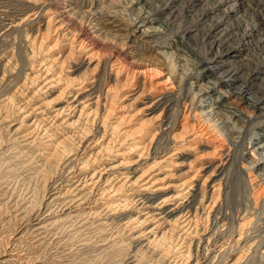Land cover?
Here are the masks:
<instances>
[{
	"label": "bare ground",
	"instance_id": "1",
	"mask_svg": "<svg viewBox=\"0 0 264 264\" xmlns=\"http://www.w3.org/2000/svg\"><path fill=\"white\" fill-rule=\"evenodd\" d=\"M6 203L0 264H264V0H0Z\"/></svg>",
	"mask_w": 264,
	"mask_h": 264
},
{
	"label": "rangeland",
	"instance_id": "2",
	"mask_svg": "<svg viewBox=\"0 0 264 264\" xmlns=\"http://www.w3.org/2000/svg\"><path fill=\"white\" fill-rule=\"evenodd\" d=\"M190 19H189V21H187V22H185V26H188V25H190L189 23H190ZM87 30H89V31H92V29H90V26H88V29ZM200 33L201 32H199V33H197L198 35H195L196 36V40L199 42L200 41ZM102 35V34H101ZM100 40H102V39H100ZM110 46H112V48H113V52H116V47L114 48V44H109ZM129 47V45L128 46H123V48H122V51H123V53H128V54H130V52L129 51H132L133 49H129L128 48ZM122 51H121V53H122ZM142 51H147V48H145V49H142ZM245 53V52H244ZM243 56V54L242 55H240V56H237V57H235V58H241ZM159 74H157V75H154V76H152L151 78H150V80H159L163 75L165 76L166 74V70H161L160 72H158ZM164 76H163V78H164ZM225 90H229L228 88L226 89L225 88ZM248 109V108H247ZM21 176V175H20ZM18 180H20V177L18 178L17 177V181ZM17 181H16V185H14V186H17L15 189H14V191H15V194L16 195H18V191H20L19 192V195L21 194H24V193H26V192H28L30 189H32L31 188V186H30V188L28 189L27 187H26V183H24V185H23V183H21V181H19V183H17ZM23 185V186H22ZM34 185H32V187H33ZM21 189H20V188ZM26 189H25V188ZM18 190V191H17ZM22 190V191H21ZM39 189H37V190H35L37 193H39L40 194V192L38 191ZM34 191V192H35ZM24 192V193H23ZM29 194H31V192L29 193ZM7 205V203L2 207L4 210H2V211H5V212H3V214H2V218L3 219H5V220H7L8 218H9V220L7 221V223H4L1 227H0V230L2 231V232H4V231H7L8 229H9V227L13 224V223H15V219L14 218H10L9 217V215H10V212L9 211H7L9 208H8V206H6ZM10 205V204H9ZM7 211V212H6ZM12 213V212H11ZM12 220V221H11ZM9 224V225H8ZM6 226V227H5ZM0 231V232H1ZM230 258V257H229ZM1 259V258H0ZM214 263L217 261V259L216 258H214Z\"/></svg>",
	"mask_w": 264,
	"mask_h": 264
}]
</instances>
